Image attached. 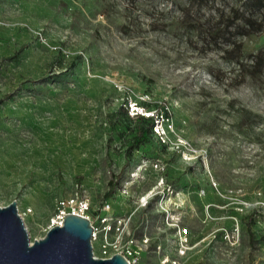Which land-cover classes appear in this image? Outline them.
I'll list each match as a JSON object with an SVG mask.
<instances>
[{
  "label": "rangeland",
  "instance_id": "rangeland-1",
  "mask_svg": "<svg viewBox=\"0 0 264 264\" xmlns=\"http://www.w3.org/2000/svg\"><path fill=\"white\" fill-rule=\"evenodd\" d=\"M242 3L0 0V206L30 241L77 193L130 215L138 264L175 257L177 227L182 264H264V9ZM130 102L163 140L133 146Z\"/></svg>",
  "mask_w": 264,
  "mask_h": 264
},
{
  "label": "water",
  "instance_id": "water-1",
  "mask_svg": "<svg viewBox=\"0 0 264 264\" xmlns=\"http://www.w3.org/2000/svg\"><path fill=\"white\" fill-rule=\"evenodd\" d=\"M91 234L87 217L68 212L62 225L30 241L14 200L0 206V264H128L118 253L109 259L93 257Z\"/></svg>",
  "mask_w": 264,
  "mask_h": 264
},
{
  "label": "built area",
  "instance_id": "built-area-1",
  "mask_svg": "<svg viewBox=\"0 0 264 264\" xmlns=\"http://www.w3.org/2000/svg\"><path fill=\"white\" fill-rule=\"evenodd\" d=\"M129 110L134 115L141 114L145 116H152L153 112L145 111L142 107L138 106L135 102H130ZM163 116H160L162 119ZM157 117L153 124V133L157 134L162 140L166 134L164 123ZM167 119V118H166ZM179 143H185L179 139ZM146 203V202H145ZM89 201L77 193L69 198L59 199L56 205V212L51 220L48 229L54 225H62L66 213L71 212L87 217L92 225L91 244L92 255L95 258L109 259L114 254H121L126 258L128 264H138L141 255V244H145L148 238L144 235L138 241L134 235L130 233L129 223L130 215H114L110 211V205L103 206V213H98L95 217H91ZM26 210L19 213L20 217L24 219V215L29 213ZM179 245L175 257H169L167 254L162 253L160 256V264H182L179 257L183 256L187 246V236L185 229L177 227ZM97 243L95 248L94 244ZM160 252L161 246L157 245Z\"/></svg>",
  "mask_w": 264,
  "mask_h": 264
},
{
  "label": "trees",
  "instance_id": "trees-1",
  "mask_svg": "<svg viewBox=\"0 0 264 264\" xmlns=\"http://www.w3.org/2000/svg\"><path fill=\"white\" fill-rule=\"evenodd\" d=\"M242 4H243V7H244L243 10H247V8H249L251 6L252 7L255 6V8L257 10H262V8L264 9V0H243ZM237 11L236 10L234 11V14H235L234 18H236V19L238 18V17H236L237 16ZM249 13H253V12H251V11L248 12L247 18L244 17L242 19L243 20L242 27L245 30L249 29L250 26H252V24H253V21L251 19L252 15L249 14ZM237 28H239V27H237ZM209 33L211 35H213L214 38L216 39L217 36L219 34H222L223 32H222V29L220 27H218V28H215L212 31H209ZM229 45L232 46L231 47L232 49L236 47L235 43H230ZM227 50L228 49H226V51ZM126 115L129 116L127 113H126ZM158 116H159L158 113L156 115L153 114L152 116H145V115H141V114L134 115V119L136 120V132H135V138H134V141H133V146L137 147L140 144L145 143L147 141L148 134L149 133H153L152 127H153L155 119ZM109 183L111 184L112 181L110 180Z\"/></svg>",
  "mask_w": 264,
  "mask_h": 264
},
{
  "label": "bare ground",
  "instance_id": "bare-ground-1",
  "mask_svg": "<svg viewBox=\"0 0 264 264\" xmlns=\"http://www.w3.org/2000/svg\"><path fill=\"white\" fill-rule=\"evenodd\" d=\"M18 152V151H17ZM16 159V158H15ZM27 159V158H26ZM11 161V160H10ZM15 162V161H14ZM34 162V161H33ZM37 162V161H36ZM50 162V161H49ZM45 163H47V162H45ZM48 166V165H47Z\"/></svg>",
  "mask_w": 264,
  "mask_h": 264
}]
</instances>
